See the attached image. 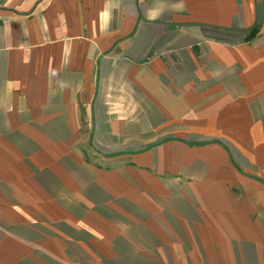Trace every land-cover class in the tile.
Segmentation results:
<instances>
[{
  "label": "crops",
  "instance_id": "obj_1",
  "mask_svg": "<svg viewBox=\"0 0 264 264\" xmlns=\"http://www.w3.org/2000/svg\"><path fill=\"white\" fill-rule=\"evenodd\" d=\"M0 264H264V0H0Z\"/></svg>",
  "mask_w": 264,
  "mask_h": 264
},
{
  "label": "clouds",
  "instance_id": "obj_2",
  "mask_svg": "<svg viewBox=\"0 0 264 264\" xmlns=\"http://www.w3.org/2000/svg\"><path fill=\"white\" fill-rule=\"evenodd\" d=\"M176 7L179 9V8H182V5H177ZM146 15H147V19H149V20H155V19L159 18L160 13L157 12L155 9H151V10H149V11L147 12ZM53 75L55 76L56 73L53 72ZM57 83H58V85H59V87H60L61 89H63V88L66 87V83L63 82V81H59V80H58Z\"/></svg>",
  "mask_w": 264,
  "mask_h": 264
}]
</instances>
